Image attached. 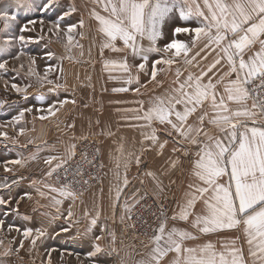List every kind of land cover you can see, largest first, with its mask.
I'll use <instances>...</instances> for the list:
<instances>
[{"label": "snow or ice", "instance_id": "1", "mask_svg": "<svg viewBox=\"0 0 264 264\" xmlns=\"http://www.w3.org/2000/svg\"><path fill=\"white\" fill-rule=\"evenodd\" d=\"M57 2L58 0H44L41 7L49 9ZM93 3L101 9L97 11L94 7L90 12V17L97 21V31L103 37L101 54L104 49H109L112 52L129 53L133 57H139L143 61L136 65L139 70H145L149 53L162 54L159 59L152 61L150 82L156 81L158 71H168L172 65L180 61L187 66L183 70L179 67L176 69L172 86L162 94L152 97L147 107L144 106L143 101H136L135 103L139 105L137 108L116 109L118 113L125 114L122 119L137 122L129 124V127L142 129L139 154L125 152L123 138L117 144L115 154H110V158L114 161L113 174L116 181L113 208L122 209L120 222L124 223L125 219L133 221L126 226L125 230L132 228L137 237L140 234L136 231L137 221L141 227L147 225L151 233L145 231V240L141 243L146 251L141 259L135 261V264H249L243 249L236 246L235 240L222 242L219 248L210 240L191 245L188 243L218 231L237 228H242L247 238L251 264H264V0H93ZM34 6L33 0H15L14 11L10 13L7 8L0 10V20L4 21V31L7 32L10 27L9 22L15 20L21 10L31 11ZM75 11L74 6L69 8L58 19L50 21V26L47 27L48 33L55 35L63 33L67 39L65 44L67 52L76 46L72 43L73 31L78 27H84L83 18L78 24H68L66 29L61 27L64 18ZM177 16L185 21L194 17L197 26L177 25L172 29L170 40L163 47L157 46L158 41L164 38L165 24ZM28 23L35 25L37 21L29 20ZM39 23L43 31V19ZM31 30L25 25L21 32ZM80 35L83 38V34ZM182 35L187 36L188 39H181ZM26 39L31 37H25L23 34L18 37L6 36L0 43V53L6 52L14 41L24 42ZM144 40L149 42L148 47H144L142 43ZM199 42H203V47L190 55ZM207 51L216 52V58L206 68H200L197 57ZM23 54L21 51L20 55ZM47 55L49 58L55 57V53L51 51ZM15 58L19 59V56ZM67 58L72 59L71 56ZM202 59H207V55ZM29 60L32 64L35 63L34 57H29ZM222 61L224 64H221ZM6 64L7 60L0 63V69ZM117 64L125 73L129 72L127 56L119 62L106 60L105 68ZM161 64L166 67L158 69L157 65ZM218 65L221 68L226 66L227 70L220 71L217 69ZM20 67L23 68L24 65L21 64ZM191 67L200 68V71L192 72L189 70ZM51 68L52 66L49 65L41 76L30 64L28 72L35 75L38 83L43 86L45 82L53 83L48 79ZM214 69L217 71L213 72ZM210 72L213 73L212 76L208 75ZM217 75L218 78H216ZM134 82L139 84V77L129 75L126 83L132 85ZM157 83L162 86L163 82ZM12 88L17 92L24 91L16 84H13ZM132 90L139 93L140 88ZM113 91L127 92L129 88H114ZM38 100L43 102L42 94ZM68 103L75 104L76 101L74 99L59 100L49 104L46 110L37 108L36 111H47L48 115L55 116L59 111L57 104L63 107ZM116 103L123 102L116 101ZM32 111L31 107L23 109L19 115L13 117V121L19 123L25 112ZM129 113L132 115H127ZM193 117L195 119H192ZM39 119H47V116L41 115ZM156 125L160 127L157 128ZM67 127H74V124ZM32 131H35V128ZM19 133L23 135L25 129L21 127ZM105 134L113 135L110 131ZM0 135L8 139L6 132ZM161 135L167 138L161 140ZM169 138L175 146L171 149L173 156L166 161L165 172L181 166L183 173L185 169L182 164L186 160L189 182L183 201L177 205L178 211L169 217L164 212L163 205H160L159 211L152 213L156 221L153 226L136 211L138 206H142V201L147 196L140 197L136 192L131 197H124V192L130 183L127 171L133 158L137 167L141 165V157L145 152L156 149L158 154L163 155L170 142ZM71 139L75 140L76 137L73 136ZM81 139H87V137H81ZM13 143H16L14 139ZM29 143L33 141L29 140ZM40 150L37 146V152L30 154L28 159H37ZM52 150H55L54 146ZM96 153H99L98 148ZM79 155L81 161L89 166L95 165V159H89L87 152L81 151ZM76 157L77 145L69 143L65 146L63 156L44 158V163L49 166L46 177L55 176L56 184L59 185L56 187L45 183L44 187L51 193H57L60 197H70L73 201L83 195V191H77V187L83 189L84 186L89 185L90 179L96 178L91 176L89 179H82L84 170L81 164L76 162ZM26 162L23 158L6 161L5 171H12L8 164L23 168ZM99 166L103 168L104 165ZM121 167L124 170L123 176ZM145 175L155 179L154 172L149 171ZM224 177H228L226 183L223 182ZM17 182L16 179L12 180V184ZM37 183L36 180L31 181L33 186ZM161 183L158 182V186ZM175 183V180L170 181V184ZM9 187L7 182L0 183V189ZM36 191L40 197L46 196V193L39 188ZM160 191H163L162 186ZM25 196L28 199L32 198L29 193H25L16 200L17 207L13 211L17 214H19L20 200ZM12 199V197L5 199L0 196V206L10 205ZM51 200L54 205H60L63 202L55 196H52ZM198 203L202 205V208L196 212ZM73 215L74 212L70 206L66 219H70ZM84 215L88 217L90 214L85 210ZM23 218L31 219L28 216ZM99 219L100 211L98 210L90 219V226L87 229L89 233ZM169 219L190 222L192 230L175 225L168 227ZM113 222H115V212H113ZM3 226L4 220H0V229H3ZM14 227L13 224L8 225L9 230ZM15 230L21 232L18 227H15ZM35 231L38 236L44 235L42 229L38 228ZM62 231H68V229L64 228ZM106 231H108L106 227L102 228V234L96 235L94 240H103V233ZM32 233V228H25L22 235L28 238L32 236ZM108 235L111 237L110 251L117 253L115 230L109 231ZM2 244L3 241L0 240V245ZM35 244L36 239H33V247ZM23 247L22 239L15 252L19 253ZM11 252L13 249L9 247L0 255L6 257ZM102 252L104 249L96 243L89 256L96 257ZM120 264H126V261L121 260Z\"/></svg>", "mask_w": 264, "mask_h": 264}, {"label": "rangeland", "instance_id": "2", "mask_svg": "<svg viewBox=\"0 0 264 264\" xmlns=\"http://www.w3.org/2000/svg\"><path fill=\"white\" fill-rule=\"evenodd\" d=\"M92 1L58 0L55 6L44 9L41 7L44 0H33L35 6L31 11L21 10L16 19L9 22L10 27L7 32L3 29L4 21L0 20V43L3 42L6 36L18 37L23 34L25 37H31V39H26L24 42L14 41L6 52L0 53V63L7 60L5 67L0 69V133L6 132L8 136V139H6L0 135V183L7 182L10 185L7 189H0V196L5 199L13 198L10 205L0 206V220H4L3 229H0V240L3 241V244L0 245V253H3L9 247L13 249V252L6 257L0 255V264H49V261L50 264H95L97 260V256H89V253L94 249L87 247V238H84L83 233L76 229L72 233L70 231H62L65 228L64 225H66L65 219H52L51 207L48 204L44 206L42 202L40 205L38 204L39 198L41 199L42 197L36 191L37 188L44 191L45 183L55 184L54 176L51 178L46 177L49 166L44 163V158L58 155L60 148V150H65L66 141L67 139L71 140V134L74 133L73 130H84L86 121L96 126L99 114L103 115L104 113L106 117L115 114L113 110L114 108L116 110V106H118L114 105L116 101L140 100L147 91L144 87H141L139 93H136L132 90L134 88L128 87L127 79L116 81L110 77V74L103 71L106 60L118 62L119 58L117 57H120L119 54H122L121 59L128 55L123 52H112L109 49H104L103 54H101L103 37L97 31V21L90 17V12L95 7ZM14 2L15 0H0V10L7 8L11 13L15 10ZM73 6L76 11L64 18L61 27L66 29L68 24H78L81 18L84 20V27H78L73 31L72 43L76 46L72 47L70 52H67L65 49L67 39L63 36V33L60 35L48 33L47 27L50 26V21L58 19L64 11ZM97 11L101 10L97 9ZM41 19L44 21L43 31H41L39 23ZM29 20H35L37 23L32 25L28 23ZM25 25L32 30L21 32ZM81 33L83 38L80 35ZM21 51L24 53L23 55H20ZM49 51L54 52L55 57L49 58L47 55ZM17 56H19V59L15 58ZM68 56H71L72 59H68ZM29 57L35 58L34 64L29 60ZM61 57L64 58L61 59ZM131 60L132 58L128 56L127 61ZM21 64L24 65L23 68L20 67ZM30 64L33 70L40 73L41 76L51 65L52 68L49 71L48 79L52 80L53 83L48 84L45 82L41 86L37 81V77L29 74L28 68ZM110 66L111 68L113 67V65ZM13 84L24 89V91L17 92L16 89L12 88ZM140 84H145L143 78L140 80ZM57 85L60 87H56ZM121 87H127L129 91H113L114 88ZM150 90L154 94L159 92V89ZM41 94L44 97L43 102L38 100ZM65 99L69 101L74 99L76 103H68L63 107L57 104L59 111L56 112L55 116L48 115L47 111H36L37 108L46 110L49 104ZM29 107L33 111L25 112L23 119L19 123H15L13 117ZM76 110H78V115L86 119L83 120V123L75 124L74 127H67L72 121L70 117ZM41 115L47 116V119H39ZM21 127L25 129L23 135L19 133ZM33 128H35V131H32ZM85 136L87 138L94 137L98 140L102 156V139L96 134V131ZM85 136H76V139L73 140L74 143L77 144L78 141L83 140L81 137ZM13 139L16 143H13ZM29 140H32L33 143H29ZM37 146L41 149L37 159H28L30 154L37 152ZM53 146L55 150H52ZM21 158L27 161L23 168L18 165L8 164L7 166L12 171H5L6 161ZM53 163L55 164V162ZM20 177L25 178L19 179ZM13 179L18 182L12 184ZM32 180H36L38 183L33 186L31 184ZM25 193H29L32 198L28 199L25 196L24 199L20 200L18 206L19 214H17V212L13 211L17 207L16 200L24 196ZM84 195L78 199H81ZM170 196L173 197L172 195ZM164 200L169 203L166 211V215L169 216L173 202L167 200V198ZM164 200L158 201L163 202ZM164 209L166 210V208ZM137 213L151 224L154 221L152 213L157 212L145 208ZM24 216H28L31 219L25 220ZM9 224L20 228L21 232H17L15 227L9 230ZM129 224L130 220L123 227L121 235L126 236L133 242L144 241L145 239L135 236L129 228L125 230ZM137 225L141 226L138 221ZM147 227V225L143 226V228ZM25 228L33 229L32 236L23 237L22 232ZM38 228L44 231L43 236H38L36 233L35 229ZM22 239L24 240V247L20 249L19 253H16L15 249L19 246ZM33 239H36L34 247L32 245ZM105 239L109 240L108 234ZM105 252L107 256L104 258L108 264H119L118 255L108 249Z\"/></svg>", "mask_w": 264, "mask_h": 264}, {"label": "crops", "instance_id": "3", "mask_svg": "<svg viewBox=\"0 0 264 264\" xmlns=\"http://www.w3.org/2000/svg\"><path fill=\"white\" fill-rule=\"evenodd\" d=\"M93 2V1H92ZM97 9H100L95 5ZM101 10V9H100ZM190 26L195 27L197 26L196 18H189V20H181L177 16L176 18L170 20L167 22L164 26V38L160 41H158L159 47H163L165 43H167L171 38V32L172 29L177 26ZM181 39L187 40L188 37L185 35H182L180 37ZM144 47H148L149 42L147 40H144L143 42ZM201 47H203V42H199L195 48L192 49V53H195L198 51ZM125 55H128L130 58H132L131 61H127L129 65V72L125 73L123 70L119 68L118 65H109V67L106 69L103 68V71L107 74H110L112 78L116 81H123L125 79H128L129 75L132 77H139V85L135 82L132 85L128 84L129 88H141L140 80L142 78L145 81V84L143 87L147 90L145 96L140 100H125L123 103H114L117 109H124V108H137L139 105L135 103L136 101H143L144 106H148L149 100L157 95L162 94L166 89H168L170 86H172V82L175 79V71L179 67L182 70L187 67L183 64L182 61H180L177 64L172 65L171 69L168 71H158L156 81H151V66L152 61L160 58L162 54L151 52L148 54L149 59L146 64L145 70H139L136 65L140 63H143V61L139 57H133L131 54L126 53ZM207 55V59H202ZM121 57L122 54H119ZM127 56V57H128ZM120 57L119 61L122 59ZM216 58V52L207 51L204 53H201V56L197 57V61L200 63V68H206L207 65L211 64L212 61ZM110 59V58H109ZM118 61V62H119ZM195 63V62H194ZM221 64H224L222 61ZM165 65H157L158 69L165 68ZM200 68L197 67H191L189 70L192 72H199ZM217 69H220V71H225L226 66L224 68H221L220 65L217 66ZM217 69H214L213 72H216ZM142 75H141V74ZM127 74V76H126ZM185 75H187V72H185ZM209 76H212L213 73H208ZM183 78V77H182ZM218 78V75L217 77ZM162 81V86H160L157 82ZM149 89H159V92L153 93ZM222 90V88H221ZM115 114L113 116H105L99 114L96 126H93L91 123L86 121V128L84 130H73V134L71 136H85L90 135L92 132L96 131V134L99 135L102 139V164L103 166V175L101 178V181L98 185L90 189L84 197L81 199H76L75 201L72 200L70 197H60L57 193H51L47 188H44V191L46 193L45 197L39 198V205L42 202L44 206L48 204L50 208L51 217H56L57 220H60L62 218L65 219L64 227L68 229V232L71 233L74 232V230H79L83 233L84 238H87L86 244L87 247L94 249V244L98 243L102 249H104V252L98 253L97 260L95 261V264H108L104 257L107 256L105 250H110V243H111V237L109 236V240L107 241L105 238L109 231L115 230L117 234V242H116V249L117 253H114L115 255L119 256V264L121 260L126 261V264H135V261L142 258V254L146 251L144 248V245L139 242H133L129 240L126 236L121 235L123 233V227L129 222V220L125 219L124 223L120 222V216L122 213V209L120 207L113 208L114 204V197H115V190H114V184L116 181L114 180V161L110 158V154H115V148L117 147V144L121 142V138H123V143L125 147V152H134L139 154L141 149V131L142 129L136 128V127H129V124H135L137 123L134 120H124L122 119V116H124V113H118L115 108L114 110ZM77 113V114H75ZM75 113L70 117V120H72L69 124L72 125L74 122V126L77 123H83V120L86 118H82L80 115H78V110L75 111ZM131 116L132 114H127ZM86 117V115H85ZM192 119H195L193 117ZM157 128H159V125H156ZM113 133V135L109 136L105 133L107 132ZM69 136V137H71ZM71 137V138H72ZM161 140L167 138L163 135H161ZM169 144L164 150L163 155L158 154L156 149H153L151 151L145 152L141 159L142 163L139 167H137L135 160L133 158L132 163L129 166V169L127 171V178L129 180V186L124 192V197H131L133 193L138 192L140 197H143L146 193H150L158 200H164L167 198V200H171L173 202V205L171 207L169 217H171L177 209L178 203H181L184 198V192L187 188V184L189 182V176L187 173L188 164L187 161H183L182 167L185 169V171L181 172V166H177L176 169H170L167 172H165V169L167 168L166 161L169 157L173 156V153L171 149L175 146L171 142V138H169ZM69 143H74V141L71 139H67L66 145ZM147 144V142H146ZM65 145V146H66ZM59 149V148H58ZM61 149V148H60ZM59 153L56 156H63L64 155V149L60 150ZM121 175L123 176V168L120 169ZM154 172L155 173V179L151 176L145 175L146 172ZM171 180H175V184H170ZM228 177L223 178V182H227ZM158 182H162L160 186L163 187V191H160V186H158ZM53 186L59 187V185L52 184ZM43 189V188H41ZM172 195L173 197H171ZM55 196L57 199H61L63 202L60 205H54L51 197ZM120 203H123V198L121 199ZM72 207V210L74 212L73 217L70 219L67 218V210L69 207ZM57 208H59V212H57ZM202 208V205L198 203L196 205V212H199ZM85 210L88 211L90 214L88 217H85L84 213ZM100 211V219L97 222V225L92 228V232H88L87 229L90 226V219L91 217L96 215L97 211ZM41 212V211H40ZM113 212H115V222H113ZM53 215V216H52ZM56 220V221H57ZM180 227V228H186L189 230H192L190 228V222L185 223L181 221H173L169 219L168 221V227L172 226ZM107 228L108 231L104 232V239L101 241H95L94 237L96 235H101V229ZM122 232V233H121ZM119 234V235H118ZM93 240H90V239ZM212 241L216 244L217 248L220 247V244L222 242L235 240L236 246L243 249L245 259L248 260L249 264H251V259L248 256V244L246 242L247 238L242 230V228L232 229V230H223L218 231L216 233H212L206 236L201 237L198 241H189L188 243L195 244V243H203L206 241ZM123 241V243H121ZM109 261V260H107ZM103 262V263H102ZM90 263V262H89ZM94 263V262H93Z\"/></svg>", "mask_w": 264, "mask_h": 264}, {"label": "built area", "instance_id": "4", "mask_svg": "<svg viewBox=\"0 0 264 264\" xmlns=\"http://www.w3.org/2000/svg\"><path fill=\"white\" fill-rule=\"evenodd\" d=\"M77 157H76V162H79L84 170V175L82 177V179H89L91 176H95V179H90L89 185L84 186L83 189L77 187V191H83V195L91 188L95 187L96 185H98L101 181L102 175H103V168H101L99 165L102 164V156H101V149L99 146V142L96 138L94 137H88L87 139H83L77 142ZM99 149V153H96V149ZM81 151H85L88 153L89 159H95V165L93 166H89L86 162L81 161L80 159V152ZM53 180L56 184V180H55V176L53 177ZM82 195V196H83ZM147 196V198L145 200L142 201V206H138L136 211H141L142 209H150L153 210L155 212L159 211V206L163 205L164 208H166V210L164 211L166 213L167 211V207H168V202L166 200H164L163 202H159L158 200H156L153 196H151L150 194H145ZM144 195V196H145ZM143 196V197H144ZM135 220V217H134ZM133 223V221H130V224ZM155 219L154 221H152V225L155 226ZM141 230H145L148 229L147 228H143L141 226L137 225V229L136 231L139 232L138 229ZM129 230H131V232H133L134 234V230L132 228L129 227ZM140 233V232H139ZM138 238H142L145 239V235L144 234H139Z\"/></svg>", "mask_w": 264, "mask_h": 264}, {"label": "bare ground", "instance_id": "5", "mask_svg": "<svg viewBox=\"0 0 264 264\" xmlns=\"http://www.w3.org/2000/svg\"><path fill=\"white\" fill-rule=\"evenodd\" d=\"M138 230H139L140 234H144L145 231H148L149 234H151L149 229H145V230L143 229V230H141V229L139 228Z\"/></svg>", "mask_w": 264, "mask_h": 264}]
</instances>
